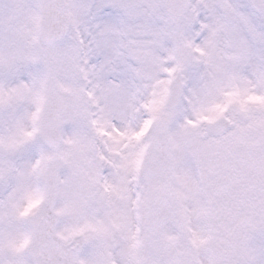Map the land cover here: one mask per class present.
Masks as SVG:
<instances>
[{
	"label": "snow or ice",
	"instance_id": "obj_1",
	"mask_svg": "<svg viewBox=\"0 0 264 264\" xmlns=\"http://www.w3.org/2000/svg\"><path fill=\"white\" fill-rule=\"evenodd\" d=\"M0 264H264V0H0Z\"/></svg>",
	"mask_w": 264,
	"mask_h": 264
}]
</instances>
